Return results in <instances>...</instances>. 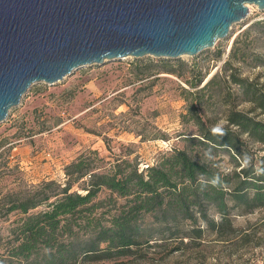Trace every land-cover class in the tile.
Segmentation results:
<instances>
[{
  "label": "rangeland",
  "instance_id": "374dc122",
  "mask_svg": "<svg viewBox=\"0 0 264 264\" xmlns=\"http://www.w3.org/2000/svg\"><path fill=\"white\" fill-rule=\"evenodd\" d=\"M247 6L246 18L233 23L227 36L194 56H127L78 68L52 85L32 84L0 121V193L13 188L27 190L49 180L63 185L64 167L81 156H90L100 169L122 159L142 171L146 164L155 165L164 153L177 148L187 150L196 160L215 162L224 173L238 171L242 165L235 166L232 151L187 139L197 137V130L181 119L185 113L181 91L189 90V82L198 77L216 74L215 83L225 88L227 98L215 101L209 98L210 91L204 95L214 127L226 123L225 100L239 104L237 109H248V104L238 103V86L230 83L228 76L234 73L259 86L264 84V66H254L255 56L264 61V38L254 31L239 34L249 24L264 21V10ZM251 115L264 121V114L256 111ZM257 147L244 150L247 161ZM75 191L83 193L77 185L70 190ZM95 201L103 202L99 212L108 218L125 200L102 189ZM230 212L235 233L224 225L220 237L206 235L200 247L169 255L163 252V258V253L150 250L139 261L118 258L90 264H264V207L244 214ZM18 218L0 212V254L11 246ZM242 233L250 234L252 242L236 247L225 241ZM202 258V263L198 262Z\"/></svg>",
  "mask_w": 264,
  "mask_h": 264
},
{
  "label": "trees",
  "instance_id": "16d2710c",
  "mask_svg": "<svg viewBox=\"0 0 264 264\" xmlns=\"http://www.w3.org/2000/svg\"><path fill=\"white\" fill-rule=\"evenodd\" d=\"M252 31L264 38V21L249 24L239 34ZM254 62V66H264L258 56ZM228 76L238 86V103L248 104V109H237L239 104L225 100L226 123L214 127L204 95L210 91L209 98L215 101L227 97L213 74L206 82V76L198 77L189 82V90L182 89L185 113L181 119L197 130V137L187 139L232 151L235 166L242 165L238 171L224 173L215 162L196 160L187 150L177 148L164 153L155 165L146 164L142 171L122 159L100 169L90 156H81L64 167L63 185L49 180L27 190L0 193L1 216H19L12 244L0 254V264H90L118 258L132 262L143 260L150 250L169 255L200 247L206 235L220 237L224 225L235 233L230 211L244 214L264 207V121L251 115L264 114V84L234 73ZM256 145L260 147L247 161L244 150ZM74 185L83 193L70 192ZM102 189L125 200L108 218L99 212L103 202L95 201ZM225 241L239 247L252 239L242 233ZM258 245L255 241L254 246Z\"/></svg>",
  "mask_w": 264,
  "mask_h": 264
},
{
  "label": "water",
  "instance_id": "95a60500",
  "mask_svg": "<svg viewBox=\"0 0 264 264\" xmlns=\"http://www.w3.org/2000/svg\"><path fill=\"white\" fill-rule=\"evenodd\" d=\"M248 4L264 10V0H0V121L32 84L86 65L212 48Z\"/></svg>",
  "mask_w": 264,
  "mask_h": 264
},
{
  "label": "clouds",
  "instance_id": "9594fccd",
  "mask_svg": "<svg viewBox=\"0 0 264 264\" xmlns=\"http://www.w3.org/2000/svg\"><path fill=\"white\" fill-rule=\"evenodd\" d=\"M214 131H219V128L214 129Z\"/></svg>",
  "mask_w": 264,
  "mask_h": 264
}]
</instances>
